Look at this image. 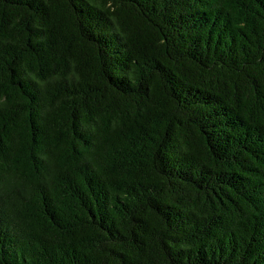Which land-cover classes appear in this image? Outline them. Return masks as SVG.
I'll return each mask as SVG.
<instances>
[{
  "label": "trees",
  "instance_id": "obj_1",
  "mask_svg": "<svg viewBox=\"0 0 264 264\" xmlns=\"http://www.w3.org/2000/svg\"><path fill=\"white\" fill-rule=\"evenodd\" d=\"M0 264H264V0H0Z\"/></svg>",
  "mask_w": 264,
  "mask_h": 264
}]
</instances>
